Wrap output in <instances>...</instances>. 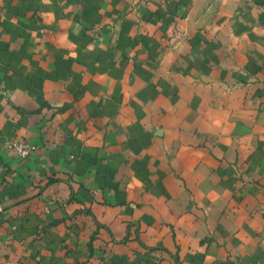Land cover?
Here are the masks:
<instances>
[{
	"label": "crops",
	"instance_id": "1",
	"mask_svg": "<svg viewBox=\"0 0 264 264\" xmlns=\"http://www.w3.org/2000/svg\"><path fill=\"white\" fill-rule=\"evenodd\" d=\"M5 262L264 264V0H0Z\"/></svg>",
	"mask_w": 264,
	"mask_h": 264
},
{
	"label": "built area",
	"instance_id": "2",
	"mask_svg": "<svg viewBox=\"0 0 264 264\" xmlns=\"http://www.w3.org/2000/svg\"><path fill=\"white\" fill-rule=\"evenodd\" d=\"M7 148L13 149L20 156L28 155L32 149V147L25 141H14L8 143ZM4 264H15V263L5 262Z\"/></svg>",
	"mask_w": 264,
	"mask_h": 264
}]
</instances>
